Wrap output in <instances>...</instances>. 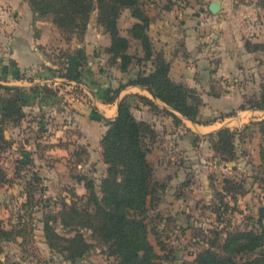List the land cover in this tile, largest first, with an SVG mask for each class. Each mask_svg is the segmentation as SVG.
<instances>
[{
  "label": "rangeland",
  "instance_id": "rangeland-1",
  "mask_svg": "<svg viewBox=\"0 0 264 264\" xmlns=\"http://www.w3.org/2000/svg\"><path fill=\"white\" fill-rule=\"evenodd\" d=\"M209 1L201 0L203 9ZM221 1L227 3V11L235 9L230 20L240 30L244 44L250 42L248 38L261 44L255 54L261 56L263 69L257 75L264 74V0ZM169 2L188 7L194 0H144L143 4L153 20L158 17L156 10L163 9ZM96 16L97 11H94L82 37L56 28L50 20H43L49 21L57 32L56 38L54 36L57 49L52 46V51L47 54L50 65H56L54 74L61 75L68 68V55L80 53L75 65L84 68L89 61L92 62L94 70L88 72V82L95 78L98 82L90 85L99 84L101 90L98 87L89 90L102 100L126 80V75L106 53L110 38L97 24ZM135 21L130 11L124 9L117 24L120 35L129 38L128 52L141 57L138 41L127 35ZM148 28L151 30L150 26ZM86 41L91 47L77 50L76 46ZM104 43L107 44L103 46ZM155 46V51H162ZM131 66L134 68L135 65ZM140 69L147 73L152 66L150 62L142 61ZM73 72L76 81L81 83L82 74ZM256 72L259 71H247L244 80H250ZM28 79L32 84L28 91L34 89L40 93L35 99L43 95V87L56 94L53 98H40V101L46 99L43 102H47V106H55L56 113L40 111L31 114L27 111L18 125L5 127V137L10 145L0 157V166L5 173V180L0 182V220L14 236L1 243L0 260L13 264H116L114 257L108 255L106 246L87 230L82 233L90 249L73 262L61 251L50 249L46 243L44 224L47 222L60 236H72L60 224L58 214L64 202L70 204L72 191L78 196L86 194L85 181L79 178L90 179L99 190L107 168L102 159L100 141L107 127L77 82L70 83L67 79L54 87L48 86L49 82L41 84ZM255 89L254 83H248L244 92L256 94ZM128 101L136 118L150 122L154 130L144 142L153 170L152 180L164 187L148 203L145 220L148 241L159 255V264H195L196 255L207 249L210 243H221L226 233L259 231V212L264 210V163L261 159L264 139L255 123L263 119V113H233L232 110L219 114L213 118L218 119L217 124L208 129L214 130L212 133L197 134L191 133L184 124L176 125L170 116L152 114L137 98ZM24 102L29 100L24 98ZM238 114H244L240 123ZM228 116L231 118L227 119ZM154 118L156 122L152 120ZM222 128L236 132L232 158L222 157L212 145L215 140L212 134ZM262 223L264 226V220Z\"/></svg>",
  "mask_w": 264,
  "mask_h": 264
},
{
  "label": "trees",
  "instance_id": "trees-1",
  "mask_svg": "<svg viewBox=\"0 0 264 264\" xmlns=\"http://www.w3.org/2000/svg\"><path fill=\"white\" fill-rule=\"evenodd\" d=\"M24 1L35 18L50 20L56 28L79 37L84 36L92 13L97 11V24L104 28L110 38L106 53L111 62L119 66L120 72L126 75V80L121 81L109 92L110 96L101 101L114 103L126 87L136 86L146 90L164 105L159 108L147 97L130 95L117 102V113L113 119L102 118L107 128L100 146L107 168L99 190H96L90 179L79 178L80 181H85L86 194L78 196L72 191L70 204L64 202L58 214L60 224L72 236H60L47 222L44 224L47 245L50 249L61 251L66 259L73 262L82 258L90 249V244L82 233L87 230L93 238L106 246L108 255L114 257L116 264H159V255L148 241L149 230L145 220L148 203L164 187L152 180L153 170L147 159L148 149L144 142L147 135L154 134V130L150 122L135 117L128 100L137 98L152 114L170 116L176 125L184 124L182 119L197 124L198 110L202 105L199 93L182 82L173 81L169 74L170 65L163 52L154 50L146 33L150 17L144 7V0ZM124 9H128L130 16L136 20L127 35L138 41L142 50L141 57H134L128 52L129 38L119 33L117 21ZM245 47L248 52L255 53L260 50L261 44L246 42ZM142 61L150 62L152 70L147 73L141 70ZM131 65H135L134 68ZM60 77L76 81L75 74L65 73ZM0 90L3 92L0 95L1 157L10 145L5 137V127L8 124L18 125L22 121L24 98L29 91L1 86ZM41 91V99L56 97L48 87L41 88ZM238 110L264 112V76L258 93L245 94ZM255 125L259 127L264 139V118ZM212 135L215 137L212 142L214 150L222 157L232 158L236 132L222 128ZM261 159L264 163V147ZM3 180L5 173L0 166V182ZM227 191H231L230 188ZM263 220L264 210L259 212V231L235 230L226 233L221 243H210L207 249L200 251L195 257V264H264ZM13 236V232L7 230L0 220V254L1 243L9 241ZM0 264L13 263L0 260Z\"/></svg>",
  "mask_w": 264,
  "mask_h": 264
},
{
  "label": "crops",
  "instance_id": "crops-1",
  "mask_svg": "<svg viewBox=\"0 0 264 264\" xmlns=\"http://www.w3.org/2000/svg\"><path fill=\"white\" fill-rule=\"evenodd\" d=\"M212 1L210 0L204 9L200 5L201 0H194V3L189 4L188 7H178L169 2L168 5H164L163 9L156 10L158 17L153 20L150 18L151 30L148 28L146 32L152 45L162 50L161 52L170 65L169 74L172 80L182 82L199 93L202 99L197 117L199 123L195 124L182 119L184 126L191 133L197 134L212 133L214 130L208 129H212L217 124L218 119L213 120V118L219 114L229 113L232 110L237 113L238 107L243 102V96L246 94L244 92L246 84L254 83L257 94L264 76V74L257 75V73H262L263 69L260 66L261 56L246 50L240 30L230 20V15H234L235 9L231 8L227 11V3L219 0L220 10L212 14L209 11ZM153 23L156 24L153 25ZM55 33H57L56 29L49 21L35 18L24 0H0V86L22 88L28 91L32 85L28 78H32L34 83L49 82L47 85L51 84L54 87L67 81L66 78L54 74L53 70L56 69V65L52 61L50 65L47 58V54L52 51L51 47L56 42ZM248 40L255 43L250 38ZM106 44L104 43L103 46ZM89 46L91 47L86 41L76 47L78 50L81 47L82 49L83 47L89 48ZM54 49L57 47L54 46ZM79 56L80 53L77 55L71 53L67 56L68 68L64 69L62 74H74L73 71L82 74L81 83L70 80L68 82H77L91 103L90 105L101 114L102 118L113 119L117 113V102L128 95L144 96L151 99L159 108L164 107L161 102L150 97L146 90L136 86L126 87L121 92L118 101L111 104L104 103L90 91L91 89L96 90L95 87L101 90L99 84L90 85L91 82L97 81L95 78L88 82L90 79L88 72L94 70V65L89 61L87 67H78L75 63ZM256 69L259 72L253 74L250 80H244L247 71L253 72ZM1 94H3L2 90H0ZM36 95L40 93L29 91L26 94L25 99H28L30 103L25 102L24 112L56 113L55 106H47V102H43L46 99L40 101L39 97L37 100L34 98L37 97ZM76 100L78 103L79 99L76 98ZM248 111L252 114L261 112L252 110L240 112ZM261 113L264 114L263 111ZM241 115L244 114L237 116L239 123L240 120L243 121ZM149 118L151 119L150 115ZM229 118L231 116L227 119ZM86 119L90 120L87 117ZM152 120L157 121L156 118Z\"/></svg>",
  "mask_w": 264,
  "mask_h": 264
},
{
  "label": "water",
  "instance_id": "water-1",
  "mask_svg": "<svg viewBox=\"0 0 264 264\" xmlns=\"http://www.w3.org/2000/svg\"><path fill=\"white\" fill-rule=\"evenodd\" d=\"M220 10V1L219 0H214L210 3L209 5V11L212 14H216ZM147 32V31H146ZM153 98V97H152ZM154 99V98H153ZM156 100V99H154Z\"/></svg>",
  "mask_w": 264,
  "mask_h": 264
}]
</instances>
